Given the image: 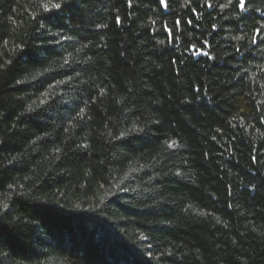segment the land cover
<instances>
[{
  "label": "trees",
  "instance_id": "16d2710c",
  "mask_svg": "<svg viewBox=\"0 0 264 264\" xmlns=\"http://www.w3.org/2000/svg\"><path fill=\"white\" fill-rule=\"evenodd\" d=\"M238 4L0 0V264H264V0Z\"/></svg>",
  "mask_w": 264,
  "mask_h": 264
},
{
  "label": "snow or ice",
  "instance_id": "6c2138e0",
  "mask_svg": "<svg viewBox=\"0 0 264 264\" xmlns=\"http://www.w3.org/2000/svg\"><path fill=\"white\" fill-rule=\"evenodd\" d=\"M160 2L163 4V3H165V0H160ZM229 2H231V0H229ZM238 6L240 7L241 10H245V0H239ZM55 7L59 8L60 5L57 4V5H55ZM257 34L261 35V30H257ZM262 38H264V37H262ZM253 42H255V40Z\"/></svg>",
  "mask_w": 264,
  "mask_h": 264
}]
</instances>
